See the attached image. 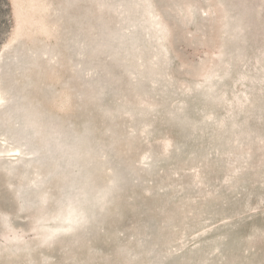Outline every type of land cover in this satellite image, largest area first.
Returning <instances> with one entry per match:
<instances>
[{
    "label": "rangeland",
    "instance_id": "obj_1",
    "mask_svg": "<svg viewBox=\"0 0 264 264\" xmlns=\"http://www.w3.org/2000/svg\"><path fill=\"white\" fill-rule=\"evenodd\" d=\"M0 264H264V0H0Z\"/></svg>",
    "mask_w": 264,
    "mask_h": 264
},
{
    "label": "bare ground",
    "instance_id": "obj_2",
    "mask_svg": "<svg viewBox=\"0 0 264 264\" xmlns=\"http://www.w3.org/2000/svg\"><path fill=\"white\" fill-rule=\"evenodd\" d=\"M31 123L33 126L36 125V123L34 121ZM36 135H37V132L33 133V134H24V133H21V130L19 128L13 129L11 134H9L7 141L14 147L15 152H20L23 154L25 153V154L31 155L32 157L36 158V154H38L39 151L37 150L35 145H30L27 142L28 138H34V137L36 138ZM49 139L54 140V143H50ZM49 139L46 140V143H47L49 148L47 150L43 151V153L41 155L42 157L50 158L52 155L58 153V150H61L64 147L63 146L64 143H63V140L61 139V135L58 134L56 131L52 130V132L50 133ZM67 158L68 157L64 156V158L62 159L63 161H60V163L58 164L59 169L67 168L65 166L67 165V163H70L67 161ZM68 166H70V165H68ZM32 177H33L32 179H29V183L40 184L43 180V179H38V177H39L38 175H33ZM82 190L83 189H81L79 191H82ZM75 193H76V191H75ZM65 198H67V196L64 195V193H62L61 194V200H64Z\"/></svg>",
    "mask_w": 264,
    "mask_h": 264
}]
</instances>
